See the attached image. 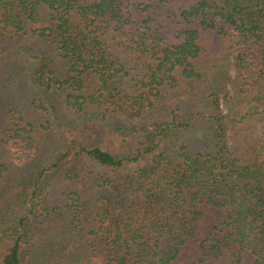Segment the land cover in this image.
Here are the masks:
<instances>
[{
    "label": "trees",
    "instance_id": "trees-1",
    "mask_svg": "<svg viewBox=\"0 0 264 264\" xmlns=\"http://www.w3.org/2000/svg\"><path fill=\"white\" fill-rule=\"evenodd\" d=\"M0 264H264V0H0Z\"/></svg>",
    "mask_w": 264,
    "mask_h": 264
},
{
    "label": "rangeland",
    "instance_id": "rangeland-1",
    "mask_svg": "<svg viewBox=\"0 0 264 264\" xmlns=\"http://www.w3.org/2000/svg\"><path fill=\"white\" fill-rule=\"evenodd\" d=\"M119 56V55H118ZM123 59V58H122ZM194 139H195V137H194Z\"/></svg>",
    "mask_w": 264,
    "mask_h": 264
}]
</instances>
